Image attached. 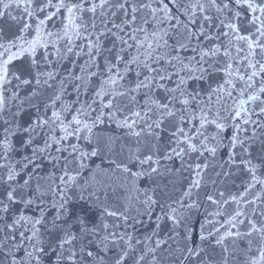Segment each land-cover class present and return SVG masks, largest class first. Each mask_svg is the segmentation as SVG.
<instances>
[{
  "label": "snow or ice",
  "instance_id": "1",
  "mask_svg": "<svg viewBox=\"0 0 264 264\" xmlns=\"http://www.w3.org/2000/svg\"><path fill=\"white\" fill-rule=\"evenodd\" d=\"M229 241L264 264V0H0V264H218Z\"/></svg>",
  "mask_w": 264,
  "mask_h": 264
},
{
  "label": "water",
  "instance_id": "2",
  "mask_svg": "<svg viewBox=\"0 0 264 264\" xmlns=\"http://www.w3.org/2000/svg\"><path fill=\"white\" fill-rule=\"evenodd\" d=\"M13 15H18V11H15L13 10ZM14 31V29H13ZM9 35H11V33H9ZM24 63L27 62V60L25 59L23 61ZM22 63V61H15L13 63V68L14 67H17L19 66L20 64ZM77 63H83L82 60L80 61H77ZM64 66L65 67H71V65L65 61L64 62ZM78 71V68L76 69ZM30 91L29 89H23L21 91V97L23 98L25 95H27V92ZM50 94V92L48 93ZM41 99H43V97H41L40 99H34L32 101V103L34 104H40L41 103ZM66 100L70 101L72 99H74V96L71 94V89L69 88V95L65 97ZM13 111H15V108H13ZM34 110L33 109H30L28 107L27 104H25V111L23 113H21V117L23 120L27 121L29 120V118L31 117H34ZM97 131V134L100 135V136H103V137H114V141H113V148H114V153L115 154H118L120 152V148H121V145H123L125 143V140L123 139V132L119 129H116L114 125L112 124H109V123H106L104 125H101L98 127V129L96 130ZM231 134V129H229L225 135H230ZM21 137H16L15 138V143L17 145H19V141H20ZM261 152V145H260V142H257V144L254 146L253 148V156H257L259 155ZM113 155L112 158L115 159L116 158V155ZM19 158V157H17ZM108 157H105V159H107ZM95 163L99 164L100 163V159H96L95 160ZM106 167V165H105ZM218 170V169H217ZM208 177H211V178H215V175H214V171L212 168H210L208 170V173H207V176H206V180L208 179ZM246 177L242 174V173H237L234 177H233V180L235 181V184L237 186H239V184L241 183V181L243 179H245ZM147 183V182H145ZM168 181L165 179L163 181H161V187L164 186V184H167ZM229 183H232V181L230 180ZM171 189V186L169 185V190ZM126 195H131V196H135V192H132V193H124L122 191H118L116 193V196L117 197H122V196H126ZM110 202H113L115 203V199H113V201H110ZM120 203H124L123 200L120 201ZM208 211H212V208L209 207L208 208ZM95 212L96 210L95 209H90L88 211V214L90 216H95ZM203 216H204V209L202 208L200 210L199 213H196L194 214L193 216V221H192V226H193V233L194 235H196L198 237V234H199V225L201 223H203ZM164 228V231L167 230V225H164L162 226ZM148 229V226L146 224V227L145 228H140L139 231L141 233H145ZM229 244V247H230V252L231 254H227V253H223L221 249L217 248L215 249V252L213 253L216 261L218 262V264H223V259L222 258H227V264H243V256H241L240 252H241V249L243 248V245L242 244H238L236 249L234 251H232V245H231V241L228 242ZM21 255L23 254L22 252L20 253ZM161 255H164L165 256V259H164V264H171V262L169 261L168 257L165 255L164 252L161 253Z\"/></svg>",
  "mask_w": 264,
  "mask_h": 264
}]
</instances>
